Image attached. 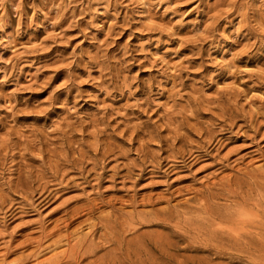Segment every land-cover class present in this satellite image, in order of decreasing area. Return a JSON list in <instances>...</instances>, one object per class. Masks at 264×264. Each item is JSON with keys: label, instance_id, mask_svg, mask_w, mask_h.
<instances>
[{"label": "rangeland", "instance_id": "obj_1", "mask_svg": "<svg viewBox=\"0 0 264 264\" xmlns=\"http://www.w3.org/2000/svg\"><path fill=\"white\" fill-rule=\"evenodd\" d=\"M255 172L264 0H0V264L53 263L92 208L182 209Z\"/></svg>", "mask_w": 264, "mask_h": 264}, {"label": "bare ground", "instance_id": "obj_2", "mask_svg": "<svg viewBox=\"0 0 264 264\" xmlns=\"http://www.w3.org/2000/svg\"><path fill=\"white\" fill-rule=\"evenodd\" d=\"M219 199L229 205H217ZM193 202V206L164 211H111L98 216L96 222L91 221L97 211L92 208L88 213L91 217L84 221L87 233L73 239V244L68 233V249L51 264H209L184 254L201 248L264 264L263 173L228 181L199 194ZM146 224L168 232L144 234L141 230Z\"/></svg>", "mask_w": 264, "mask_h": 264}]
</instances>
